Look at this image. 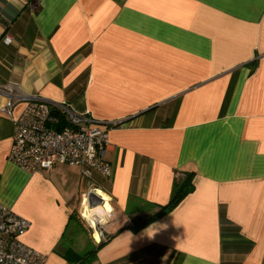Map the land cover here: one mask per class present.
<instances>
[{
    "label": "crops",
    "instance_id": "crops-1",
    "mask_svg": "<svg viewBox=\"0 0 264 264\" xmlns=\"http://www.w3.org/2000/svg\"><path fill=\"white\" fill-rule=\"evenodd\" d=\"M9 83L116 123L110 176L92 179L114 221L88 264H264V0H0ZM13 133L0 112V203L30 222L20 241L45 264H75L67 252L97 246L76 211L85 179L23 171ZM188 173L194 191L133 231Z\"/></svg>",
    "mask_w": 264,
    "mask_h": 264
},
{
    "label": "built area",
    "instance_id": "built-area-1",
    "mask_svg": "<svg viewBox=\"0 0 264 264\" xmlns=\"http://www.w3.org/2000/svg\"><path fill=\"white\" fill-rule=\"evenodd\" d=\"M12 41V37L5 33L4 43L9 45ZM0 94L5 98L0 112L10 120L14 129L8 154L11 163L28 174L48 171L57 165L74 168L89 188L94 186L93 174L102 178L110 176L111 168L105 155L108 130L116 123H108V129L103 130L96 126L97 122L88 112L78 113L64 102H51L38 95L20 93L12 83L1 87ZM18 104H23V108L14 115ZM92 195L89 193L90 206L101 203L99 198L92 200ZM29 227L28 220L0 203V264H45L43 254L20 241ZM90 228L96 245L107 239L108 233L99 225L96 229ZM95 232L99 235L98 241L94 239Z\"/></svg>",
    "mask_w": 264,
    "mask_h": 264
},
{
    "label": "trees",
    "instance_id": "trees-1",
    "mask_svg": "<svg viewBox=\"0 0 264 264\" xmlns=\"http://www.w3.org/2000/svg\"><path fill=\"white\" fill-rule=\"evenodd\" d=\"M193 177V173H188L183 179L176 180L173 184L170 198L167 204H165L164 206H157V211L154 212L151 216L144 219H138V221L132 226L133 231L139 232L151 223L163 218L164 216L174 211L180 205V203L194 191ZM108 240L109 237H107L105 241H102L100 244H98L94 250L88 251L83 256H78L73 252L67 253L71 254V257L77 261V263L75 264H88V261L91 259L90 256L92 255V253L97 252V250L105 245Z\"/></svg>",
    "mask_w": 264,
    "mask_h": 264
},
{
    "label": "clouds",
    "instance_id": "clouds-1",
    "mask_svg": "<svg viewBox=\"0 0 264 264\" xmlns=\"http://www.w3.org/2000/svg\"><path fill=\"white\" fill-rule=\"evenodd\" d=\"M89 193H95L98 195L103 203L95 206H90ZM83 211L81 212L82 220L90 225L93 229L97 226H104L110 222L114 212L113 206L110 202V198L102 192L101 189H92L85 194L83 203Z\"/></svg>",
    "mask_w": 264,
    "mask_h": 264
},
{
    "label": "rangeland",
    "instance_id": "rangeland-1",
    "mask_svg": "<svg viewBox=\"0 0 264 264\" xmlns=\"http://www.w3.org/2000/svg\"><path fill=\"white\" fill-rule=\"evenodd\" d=\"M84 184H86V181H84ZM93 188H96V187L93 186L92 188H89V186L86 184L85 191L83 192V194H81V195L79 196V200H78V204H77V209H76V211L78 212L80 218H81V212L83 211L82 203H83L84 196H85L86 193H88V192H89L91 189H93ZM90 197H91V196H90ZM90 197H89V198H90ZM97 204H100V203H97ZM81 220H82V218H81ZM82 221H83V220H82ZM113 221H114V220H113V217H112V219L110 220V222H109L108 224H106V225H104V226H99V228H101V230H103V231H105V232L108 233V230H106V227L109 226V224L112 223ZM83 223H84L85 226L88 228V230H89V232H90V235H91V234L93 233V230L90 228V226H89L87 223H85L84 221H83Z\"/></svg>",
    "mask_w": 264,
    "mask_h": 264
},
{
    "label": "bare ground",
    "instance_id": "bare-ground-1",
    "mask_svg": "<svg viewBox=\"0 0 264 264\" xmlns=\"http://www.w3.org/2000/svg\"><path fill=\"white\" fill-rule=\"evenodd\" d=\"M91 194H92V193H91ZM97 198H99V199L101 200V203H100V204H102V203H103L102 199H101L98 195H96L95 193H93V197H92L91 199L94 200V199H97ZM95 205H97V204H95ZM95 205H93V206H95ZM94 239H95L96 241L99 240V235H98L97 232L94 233Z\"/></svg>",
    "mask_w": 264,
    "mask_h": 264
},
{
    "label": "water",
    "instance_id": "water-1",
    "mask_svg": "<svg viewBox=\"0 0 264 264\" xmlns=\"http://www.w3.org/2000/svg\"><path fill=\"white\" fill-rule=\"evenodd\" d=\"M92 197H93V195H92ZM100 201V200H99ZM91 205H92V202L90 203Z\"/></svg>",
    "mask_w": 264,
    "mask_h": 264
}]
</instances>
